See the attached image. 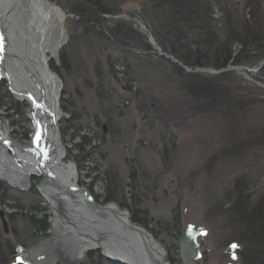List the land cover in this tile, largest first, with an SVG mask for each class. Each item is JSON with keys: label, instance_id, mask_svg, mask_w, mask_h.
<instances>
[{"label": "rangeland", "instance_id": "obj_1", "mask_svg": "<svg viewBox=\"0 0 264 264\" xmlns=\"http://www.w3.org/2000/svg\"><path fill=\"white\" fill-rule=\"evenodd\" d=\"M49 1L67 33L49 68L79 187L144 216L166 260L184 264L187 230L198 235L197 264L263 261L264 0ZM29 108L2 78L0 120L13 141L31 142ZM78 145L88 162L78 163ZM43 182L33 175L21 189L0 178V264L56 256L48 243L44 257H28L53 237ZM112 263L95 249L79 264Z\"/></svg>", "mask_w": 264, "mask_h": 264}, {"label": "bare ground", "instance_id": "obj_2", "mask_svg": "<svg viewBox=\"0 0 264 264\" xmlns=\"http://www.w3.org/2000/svg\"><path fill=\"white\" fill-rule=\"evenodd\" d=\"M51 2L0 0V80L6 79L13 94L29 104L32 121L31 142L23 143L13 141L8 124L0 120V178L13 187L28 189L31 177L41 176L44 182L39 190L51 210L53 237L30 248L28 257L45 255L44 245L50 243L57 250L56 256H48L42 264H56L57 259L79 264L95 249L112 264H173L172 257L166 260L158 239L146 228L134 227L119 211L121 206H108L110 198L103 201L94 197L92 190L81 189L80 170L78 174L75 165L64 161L58 129L61 81L50 70L49 60L57 58L67 33L59 10ZM9 150L15 153L13 158L8 157ZM252 185L248 193L256 189L257 185ZM111 189L116 191V186L111 185ZM181 245L184 264H197L196 250L188 243ZM199 252L201 256L200 245Z\"/></svg>", "mask_w": 264, "mask_h": 264}, {"label": "trees", "instance_id": "obj_3", "mask_svg": "<svg viewBox=\"0 0 264 264\" xmlns=\"http://www.w3.org/2000/svg\"><path fill=\"white\" fill-rule=\"evenodd\" d=\"M197 64H198V62H197ZM196 66V65H195ZM63 111H64V113H66V114H68L69 112H68V110L67 109H65V108H63ZM72 121H75V119L74 118H72ZM67 130V129H66ZM66 130L64 129V134H65V132H66ZM84 143L85 144H89V142H87L86 141V139L84 138ZM76 149H80V151H81V155L80 156H77V160H78V163L80 164V158H82V162H84V163H86V162H88V160H89V157L88 156H90V154H87V151L85 150V147L83 146V145H78V146H76ZM80 157V158H79ZM88 157V158H87ZM88 159V160H87ZM85 160H87L86 162H85ZM85 166L83 165V167L82 168H84ZM81 169V168H80ZM84 171H85V168H84ZM112 189H111V187H110V191H111ZM126 207V208H125ZM122 208L123 209H128V210H130V211H132V221L135 223V224H138V225H141V226H143L144 228H146L147 230H150L149 229V225H148V222H147V220L145 219V217L144 216H140L139 215V212L137 211V212H133V210L131 209V207H128L127 208V206H123L122 205ZM134 208H135V206H134ZM169 260H170V258H169ZM174 263L173 264H177V262L178 261H173Z\"/></svg>", "mask_w": 264, "mask_h": 264}, {"label": "water", "instance_id": "obj_4", "mask_svg": "<svg viewBox=\"0 0 264 264\" xmlns=\"http://www.w3.org/2000/svg\"><path fill=\"white\" fill-rule=\"evenodd\" d=\"M197 238H198L197 233L186 231L183 234L182 243L190 244L192 246V248H194L196 250V258L195 259L199 260L201 256H200V252H199V246H198V243H197ZM29 263H31V262H29Z\"/></svg>", "mask_w": 264, "mask_h": 264}, {"label": "snow or ice", "instance_id": "obj_5", "mask_svg": "<svg viewBox=\"0 0 264 264\" xmlns=\"http://www.w3.org/2000/svg\"><path fill=\"white\" fill-rule=\"evenodd\" d=\"M236 247H237V246H236L235 244L232 245V248H236ZM233 258H235V256H234Z\"/></svg>", "mask_w": 264, "mask_h": 264}]
</instances>
